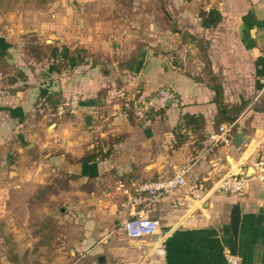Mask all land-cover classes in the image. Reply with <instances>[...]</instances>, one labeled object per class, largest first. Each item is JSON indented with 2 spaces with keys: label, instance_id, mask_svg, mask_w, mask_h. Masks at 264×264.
<instances>
[{
  "label": "crops",
  "instance_id": "crops-1",
  "mask_svg": "<svg viewBox=\"0 0 264 264\" xmlns=\"http://www.w3.org/2000/svg\"><path fill=\"white\" fill-rule=\"evenodd\" d=\"M66 4L62 14L50 13L46 36L43 26L12 30L0 22V219L41 185L73 174L67 181L96 185L80 192L93 208H84L73 251L92 256L106 248L118 264H224L228 250L239 264H264V181L249 177L241 194L213 193L200 205L182 196L189 183L209 185L264 159V0ZM161 86L173 90L176 102L136 118L134 101ZM213 87L225 105L244 104L228 144L208 139L215 128ZM41 94L57 101L76 94L77 107L57 114V105L49 111ZM184 113L200 116L201 123L180 130ZM84 133L94 140L86 143ZM233 134L246 140L233 146ZM119 135L107 157L79 161L95 139ZM186 165L187 184L147 211L158 220L157 231L128 238L120 223L131 209L119 185L167 177ZM234 204L240 211L235 241L229 230ZM105 208L113 211L115 238L91 243L100 231L89 214ZM97 260L104 263L100 255Z\"/></svg>",
  "mask_w": 264,
  "mask_h": 264
},
{
  "label": "rangeland",
  "instance_id": "rangeland-1",
  "mask_svg": "<svg viewBox=\"0 0 264 264\" xmlns=\"http://www.w3.org/2000/svg\"><path fill=\"white\" fill-rule=\"evenodd\" d=\"M55 2V7H51ZM66 5V0H0V22L12 30L33 24L43 26L42 34L46 36L50 13L62 14ZM60 101L64 100H58L56 105ZM62 114L70 112L65 110ZM84 136L86 143L94 140V136L90 138L85 133ZM48 138L45 135L41 139ZM75 143L76 146L80 144L79 141ZM106 186L103 183L98 187ZM94 187L93 183L67 181L57 176L52 183L41 185L28 194L22 204L13 205L11 214L0 219V264H118L113 261V251L106 248L92 256L79 247L71 249L80 241L81 225L86 218L84 208H93L81 193ZM89 217L97 221L100 231L93 233L89 242L95 244L104 236L108 240L115 238L112 210H93ZM98 255L103 257L104 263L97 260ZM75 258L78 261L74 263Z\"/></svg>",
  "mask_w": 264,
  "mask_h": 264
},
{
  "label": "built area",
  "instance_id": "built-area-1",
  "mask_svg": "<svg viewBox=\"0 0 264 264\" xmlns=\"http://www.w3.org/2000/svg\"><path fill=\"white\" fill-rule=\"evenodd\" d=\"M177 98L173 90L167 86L158 87L150 94L135 100L131 106L136 118L142 119L151 110H162L176 102ZM78 97L72 94L68 99L57 104L56 113L61 114L65 110L72 112L77 107ZM234 121L221 122L216 130L208 135L212 144H228L232 133ZM252 168V169H251ZM189 166L180 167L174 174L155 180L142 181L131 187H122L126 196L124 205L130 207L128 216L120 223V229L128 238H140L157 231L158 220L148 216V209L159 199L171 193L177 192L185 186L186 175ZM249 177L264 181V159L253 161L248 168L229 171L209 185L202 182L189 183L183 197L199 205L210 194L239 195L245 188ZM224 264H239V258L235 253L225 250L223 254Z\"/></svg>",
  "mask_w": 264,
  "mask_h": 264
},
{
  "label": "trees",
  "instance_id": "trees-1",
  "mask_svg": "<svg viewBox=\"0 0 264 264\" xmlns=\"http://www.w3.org/2000/svg\"><path fill=\"white\" fill-rule=\"evenodd\" d=\"M212 90L214 91L213 99L216 104V114L213 119V123L215 125L214 130H216L220 122L233 121L244 107V104L239 103L237 105L227 106L221 100H218V98L221 97V90H219L217 87H213ZM41 99H42L41 100L42 103L47 104V108H49V111H53L57 103V98H54L48 94H41ZM158 111L160 110H155V111L151 110L148 113L158 112ZM181 120H182V125L178 126L180 130L187 126H192V125L198 126L199 123H201L202 121L200 116H194L192 114H187V113L181 115ZM232 130H234V128ZM123 136L124 135H119L117 137L107 136L104 139H95L96 143L93 147V151L91 153L85 154L84 156L80 157L79 161L90 162V161H95L97 158L102 159L107 157L112 152V146L115 144V142L122 139ZM103 147H105V149H103ZM74 179H75V175L73 174H70L65 178V180H74Z\"/></svg>",
  "mask_w": 264,
  "mask_h": 264
},
{
  "label": "water",
  "instance_id": "water-1",
  "mask_svg": "<svg viewBox=\"0 0 264 264\" xmlns=\"http://www.w3.org/2000/svg\"><path fill=\"white\" fill-rule=\"evenodd\" d=\"M143 63V57H140L134 67L133 72L138 73L140 70L141 66ZM83 124L84 128L86 130L91 129V117L89 115H85L83 117ZM246 137L244 135L240 134H233L231 136V145L233 146H238L241 142L245 141ZM252 169V168H251ZM239 219H240V211H239V206L237 204L232 205L230 212H229V230L231 233V236L233 238V241L236 240L237 236V230H238V224H239Z\"/></svg>",
  "mask_w": 264,
  "mask_h": 264
},
{
  "label": "bare ground",
  "instance_id": "bare-ground-1",
  "mask_svg": "<svg viewBox=\"0 0 264 264\" xmlns=\"http://www.w3.org/2000/svg\"><path fill=\"white\" fill-rule=\"evenodd\" d=\"M194 203H198V202H194ZM199 204V203H198Z\"/></svg>",
  "mask_w": 264,
  "mask_h": 264
}]
</instances>
